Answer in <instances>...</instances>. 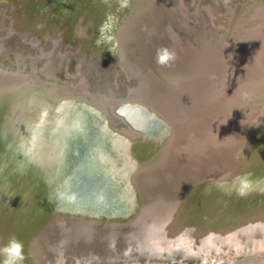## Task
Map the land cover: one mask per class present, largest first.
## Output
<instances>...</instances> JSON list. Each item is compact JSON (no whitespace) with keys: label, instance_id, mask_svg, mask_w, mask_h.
<instances>
[{"label":"bare ground","instance_id":"bare-ground-1","mask_svg":"<svg viewBox=\"0 0 264 264\" xmlns=\"http://www.w3.org/2000/svg\"><path fill=\"white\" fill-rule=\"evenodd\" d=\"M78 33L87 37L91 44L100 43L99 34H92L88 26ZM173 33L178 40L179 34L175 30ZM252 34L253 37L258 34L254 38L257 42L249 44L251 40H244L239 43L246 44L244 47L247 50H256L261 36L264 39V31L256 32L253 29ZM228 45L227 47H231ZM258 54L256 62L252 56L248 60L253 59L252 66H245V70L243 68L231 75L229 90L238 74L240 78L243 74V81L231 90L227 111L220 112L221 116L215 115L219 116L214 122L218 136L230 138L236 135L233 140L236 139L240 147L232 149L223 142L217 144L215 152L210 151V144L199 141L195 133L192 134L194 143L189 139L188 125L196 123L195 117H189L188 120L192 119L190 123L188 120L182 123L184 129L178 130L176 126L175 130V123L162 117L157 108L149 107L143 98L136 99L140 95H130L134 98L122 101L121 105L136 104L135 107L122 109L137 126L144 128L137 127L139 130H136L129 121L131 130L151 134L152 142L145 144L138 142L140 136L128 127L121 129L110 123L108 106L103 105L99 96L93 94V98H87L83 92L69 94L55 88L49 89L44 86L43 81L27 73L15 71L17 75L0 68V216L6 219L16 218L13 226L7 229V234L24 233V226L31 220L40 223V219L45 218L41 211L52 214L49 209L54 207L55 210L64 211L54 213L59 222L68 215L81 219L79 224H76L77 220H73V227L68 230L69 237H74L71 232L77 229L84 241L89 243L95 236L96 226L104 225L110 231L101 232L98 242L104 241L107 246L113 247L116 240L121 238L129 250L134 247L139 253L148 256L145 264H150L153 260L158 264L264 262V255L242 258L238 256L241 249L244 253L247 252L243 247L236 252L226 249L220 251L222 246L211 241L215 237L235 238V231L247 226L255 228L257 224H261L264 231V214H261V210H264V49L259 50ZM86 84L87 81L82 79V89L79 91H84ZM55 95L59 96V100L52 105ZM108 97L106 98L109 99ZM218 97L214 98L220 100ZM250 98L253 101L248 102ZM218 100H208L210 103H207L206 108L209 109L205 110V114L202 113L200 119L198 117L196 127L192 125V129L204 126L210 110L215 111ZM112 102L115 101L110 104ZM239 113L242 117H238ZM117 115L127 118L124 114ZM120 134H124L123 137ZM241 160L251 161L253 164L248 163V168H245L247 173L239 171L240 167H237L232 170L234 174H231L229 170ZM190 164L193 166L187 167ZM139 172L140 176L136 179L134 174L138 175ZM147 172L151 175L173 173L175 178L186 179L190 192L184 193L178 185L163 187L152 183L161 188L155 192L156 187L149 186L150 183L147 182L150 178L146 177ZM242 176H247L252 182L251 189L244 196L237 192L240 187L239 178ZM137 189H144L152 196V201L145 206L137 227L124 232L119 227L135 221L129 212L134 198L138 200ZM249 194H252L255 201L241 202L240 199H248ZM33 197L38 200L33 202ZM223 201H230L233 206L220 204ZM40 202L44 205L36 206ZM233 207L240 208V211L234 212L231 209ZM16 209L20 210L15 212ZM187 228H192L199 234L201 244L198 250L193 245V237L189 235V240L185 237L184 231ZM226 229L231 231L225 235ZM78 237L80 236H76V239ZM248 238L252 240L250 229ZM68 239L62 237L59 240V250L47 245L40 249L43 251L41 254L45 257L53 255L56 264H64L67 257L62 244ZM256 240L258 244L254 249L261 247L260 250L263 251L264 238ZM212 247L220 252L210 254ZM159 248L162 250H158ZM46 251L53 254H47ZM175 252H181V258H175ZM196 252L200 254L196 255ZM200 256L201 259H198ZM192 257L196 258L192 263L185 260ZM40 258L42 257L30 260L40 262ZM85 260V264H99L101 259ZM128 261L125 264H132ZM80 262L76 258L73 264H81ZM137 264L144 263L138 261Z\"/></svg>","mask_w":264,"mask_h":264},{"label":"rangeland","instance_id":"rangeland-1","mask_svg":"<svg viewBox=\"0 0 264 264\" xmlns=\"http://www.w3.org/2000/svg\"><path fill=\"white\" fill-rule=\"evenodd\" d=\"M85 26L90 27L92 34H99V44L89 43L87 37L78 33ZM253 29H256V32L264 31V0H0V67L9 69L12 74L18 75L15 73L18 71L36 77L49 89L55 88L69 94L83 92L87 98H93V94L99 96L103 105L108 106L110 123L121 129L127 127L129 130L132 129L128 118L123 119L117 115L124 114L127 117L122 108L136 106L134 103L121 105L122 101L130 99L131 96L140 95L136 99L143 98L149 107L157 108L162 117L165 116L171 123H175V130L176 126L178 130L184 129L182 123L191 117H195L197 123L202 113L205 114V110L209 109L206 108L207 103L217 101L218 99L214 97L219 96L220 100L214 107L215 111L210 110L205 127L196 129V123H193L191 126L188 125L187 130L193 143L195 139L192 138L195 135L199 141L210 144V151L215 152L218 149L217 144L223 142L229 144L232 149L240 147L238 141L233 140L236 135L230 138L218 136L214 122L219 117L215 115L221 116L220 112L227 111L231 90L237 88L243 81V74L241 78L238 74L229 90L231 75L256 62L259 50L264 49L262 36L258 45L256 44V47L258 46V49L255 47L256 50L253 48L247 50L244 47L246 44H239L244 40L245 42L251 40L249 44L257 42L254 38L258 34L253 37ZM174 30L179 34L178 40L173 33ZM227 43L231 47H227L229 46ZM234 46L236 47L232 48ZM172 52L176 56L174 62L168 59ZM251 56L254 59L253 63V59L248 62ZM158 59L160 63L157 62ZM165 62H168V66H162ZM82 79L86 80L87 84L84 91H79L82 89ZM54 99L52 105L59 100V96L55 95ZM111 101L115 102L110 104ZM249 101L253 99L250 98ZM176 116H179L181 121ZM239 116L242 117L241 113ZM191 120H188V123ZM192 125L195 126L194 129L191 128ZM135 129L139 130L137 127ZM136 130L131 131L140 136L138 142L143 144L152 142L149 132L147 134L142 130L135 132ZM193 133L195 134L192 135ZM120 135L123 137L124 134ZM249 162L250 165L253 164L251 161H238L236 167L233 166L229 171L234 174L232 170L240 167L239 171L244 170L243 172L247 173L245 168H248ZM169 174L163 172L151 175L147 172L145 175L150 177L147 181L150 183L149 186L178 185L184 193L190 192L186 179L175 178V174ZM139 176L140 172L138 175L134 174L136 179ZM154 187L155 192L161 190L157 186ZM136 193L138 200L134 198L133 207L131 206L129 212L135 221L121 225L119 228L124 232L137 227L138 220L145 212V206L152 201V196L144 189H137ZM37 200V197L32 198L33 202ZM240 200L255 201L252 194H249L248 199ZM220 204L233 206L230 201H223ZM43 205L40 202L36 206ZM46 207L49 208L48 204ZM53 208L49 209L52 214L41 211L45 218H41L40 223L31 220L24 226L26 227L24 233L15 235L24 242L26 256L24 264H56L53 255L45 257L40 249L47 245L57 249L62 237L69 238L62 244L67 257L64 264H73L76 258L81 260V264L86 263L85 259L90 261L101 259L98 261L99 264H125L129 262L128 260L132 264H137L138 261L147 263L146 254L139 253L134 247L129 250L121 238L116 240L113 247L107 246L104 241L98 242L97 238L101 232L110 231L104 225L96 226L95 236L89 243L84 241L83 235L77 229L71 232L74 237H69L68 230L73 227V220H77L76 224H79L81 219L68 215L59 222L54 213L64 211ZM231 209L234 212L240 211V208L236 207ZM19 210L16 209L15 212ZM261 214H264L263 209ZM14 221L15 217L6 219L0 216V246L6 244L8 237L11 236L7 234V229L13 226ZM260 225L257 224L255 228L247 226L245 229L235 231V238L215 237L211 241L222 246L220 251L226 249L236 252L243 247L247 252L244 253L241 249L242 252L238 256L242 258L263 256L264 250L261 251V247H257L258 250L254 249L258 244L256 239L264 238V231ZM32 227L39 229L33 230ZM249 229L252 240L248 238ZM230 231L226 229L225 235ZM196 232L192 228H187L184 235L187 239L189 235L194 238L193 245L195 250H198L201 238ZM76 236L80 237L76 239ZM210 250L209 253L213 255L220 252L214 247ZM46 252L53 254L50 251ZM163 252L168 254L166 249H163ZM39 256L42 257L40 262L30 260ZM174 256L179 259L182 253L175 252ZM195 259L192 257L185 260L192 263ZM198 259H201V256ZM152 262L158 264L154 260Z\"/></svg>","mask_w":264,"mask_h":264},{"label":"clouds","instance_id":"clouds-1","mask_svg":"<svg viewBox=\"0 0 264 264\" xmlns=\"http://www.w3.org/2000/svg\"><path fill=\"white\" fill-rule=\"evenodd\" d=\"M169 61L174 62L176 59L175 53L172 52L169 56ZM160 63L159 59L157 60ZM162 66H168L165 62ZM240 187L237 192L239 195L244 196L251 189V180L247 176L239 178ZM0 264H24L26 259L24 251V242L19 240L14 234L8 237L7 243L0 246Z\"/></svg>","mask_w":264,"mask_h":264},{"label":"water","instance_id":"water-1","mask_svg":"<svg viewBox=\"0 0 264 264\" xmlns=\"http://www.w3.org/2000/svg\"><path fill=\"white\" fill-rule=\"evenodd\" d=\"M210 8H211V6H210ZM212 14H214L213 13V9H212ZM25 38V37H24ZM26 40V39H25ZM37 45V44H36ZM1 68V67H0ZM4 69H7V68H4ZM9 70V69H8ZM69 76V75H68ZM49 82L51 81V79L50 80H48ZM128 119H129V121L135 126V127H139V128H143V127H140V126H137L133 121H132V119H130L129 117H127ZM144 129V128H143ZM174 263V262H173ZM151 264H153V262L151 263ZM258 264H264V262H259Z\"/></svg>","mask_w":264,"mask_h":264}]
</instances>
